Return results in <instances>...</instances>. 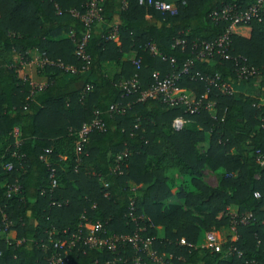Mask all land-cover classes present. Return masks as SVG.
I'll list each match as a JSON object with an SVG mask.
<instances>
[{
	"label": "trees",
	"instance_id": "trees-1",
	"mask_svg": "<svg viewBox=\"0 0 264 264\" xmlns=\"http://www.w3.org/2000/svg\"><path fill=\"white\" fill-rule=\"evenodd\" d=\"M171 1L174 15L138 0H102L83 47L87 70L78 71L86 0H0V226L9 222L0 231V264H45L50 241L84 223L114 235L141 228L138 235L151 238L150 248L169 264H264V20L231 27L227 55L237 63L214 52L199 59L192 45L212 42L227 27L210 13L242 0ZM32 51L46 60L38 89L19 78ZM240 59L261 72L240 83L255 94L223 95L208 85L215 75L236 83ZM186 63L175 86L200 102L196 112L139 100L153 74H178ZM105 65L118 70L110 74ZM132 80L135 90L125 94L120 84ZM96 118L104 130L89 132L76 154L77 132ZM204 170L214 186L204 182ZM231 226L236 239L226 235L219 252L202 247L205 233ZM122 256L118 264H135L129 246L116 255L76 245L66 264Z\"/></svg>",
	"mask_w": 264,
	"mask_h": 264
},
{
	"label": "built area",
	"instance_id": "built-area-1",
	"mask_svg": "<svg viewBox=\"0 0 264 264\" xmlns=\"http://www.w3.org/2000/svg\"><path fill=\"white\" fill-rule=\"evenodd\" d=\"M102 0H86V11L80 17L81 22L83 23L86 31L82 35L80 42L76 46V54L79 57L82 65H80L78 71H86L88 66V57L84 54L83 47L86 40L89 37L88 29L90 23L97 22L101 19L100 17V4ZM138 3L141 5L145 3L146 6H151L154 4L156 10L160 13H166L169 15H174L176 10L174 6L165 1H156L153 3L152 0H138ZM210 18L214 22L226 21L227 27L223 34L218 36L212 42H198L192 45L193 49L196 50L195 56L199 59H207L211 55V52H214L220 59L223 60H232L235 63L236 60L230 58L227 55L228 43H229V31L231 27L239 24H246L252 21L261 22L264 20V0H242V2L233 5H223L218 11H212L210 13ZM111 39L114 38L112 34ZM151 51H154L153 47H150ZM40 58V56H39ZM241 60V65L239 64L235 70L236 83H243L249 79H255L260 76L261 72L259 69L254 68L245 63L243 59ZM173 61L170 60V63ZM46 63L45 59H39L38 65L41 67ZM136 68H138L137 61L134 62ZM189 63L183 65V68L178 74L166 75L163 78H158L157 74L152 75L153 83L152 85L142 93L139 100L144 98H159L168 107H177L183 106L190 113L196 112L200 107V102L195 101L193 95L183 89H179L175 86V82L180 74H186ZM262 75L264 77V66H263ZM65 71L74 74L77 69L74 67H66ZM135 81L122 82L120 87L124 90L125 94H129L130 91L135 90ZM208 85L210 87L216 88L223 95L233 94V89L230 80L220 79L218 75H215L213 78L208 79ZM202 99L206 98V93L201 97ZM116 106L110 107V110L115 109ZM205 110L213 113V104L207 102L204 105ZM175 129V128H174ZM92 130L103 131L104 125L100 122L99 119H94L88 123L82 124L79 131L77 132V139L75 141V153L81 151V147L86 140V136ZM258 158H260L258 156ZM119 157H117V160ZM261 163V162H260ZM6 171L11 169V165L8 163L3 166ZM56 182L50 175V186L54 187ZM16 188L12 187L9 189L15 190ZM8 191V192H9ZM131 216V214H129ZM250 218V214H247L242 217L239 221L241 224H246V221ZM132 220H135L131 217ZM236 222L233 221V226ZM9 222L6 219L1 220V232H4ZM230 227L231 235L230 241L236 239L234 233V227ZM141 231V228H136V230L131 235H114L108 234L104 227L99 223L89 224L84 223L80 225L76 232L70 235L67 239H57L51 240L52 253L47 259L45 264H66L69 260V253L72 251L74 246H78L80 249H94V250H106L111 254L118 255L123 253L126 246H129L133 253L135 254V264H139L138 254H144L150 261L157 264H169L162 259V255H159L156 251L150 248L151 238H141L138 233ZM224 239L221 240L219 235L215 232H207L204 235L202 241V247L212 250L213 252H219L221 245L223 244ZM183 243V241H181ZM84 251V250H83ZM239 255V253H238ZM124 263L123 256L114 258L111 261L104 262L103 264H118ZM247 264H254L253 262H248Z\"/></svg>",
	"mask_w": 264,
	"mask_h": 264
},
{
	"label": "crops",
	"instance_id": "crops-1",
	"mask_svg": "<svg viewBox=\"0 0 264 264\" xmlns=\"http://www.w3.org/2000/svg\"><path fill=\"white\" fill-rule=\"evenodd\" d=\"M112 41L117 42V37L114 36V38H112ZM28 56H29V62L27 64H24V65L21 66L20 74H22V75H19V78H26L25 77L26 73L24 71L28 70V72H27L29 74L28 75V80L29 81L31 80L30 83L32 85L34 84L33 86L36 89H38V88L44 86L45 80H44V78L37 76V74H34V71L32 70V67L34 66V64L36 62H37V65H38V62H39L40 58H39V55L37 53H35L34 51L29 52ZM17 58H18L17 56L13 57V59H15V60ZM105 67H106L105 69L108 70V71L112 70L110 74H113V73L117 72V70H118V68H115V67L113 69H111L110 65H105ZM33 79L35 81H33ZM231 85H232L233 93H242L243 95H247L248 93L255 94V87L253 85L252 86L250 85V86L246 87L244 85H240V83H233V82H231ZM249 90L252 91V92H250ZM172 126L174 128L173 124H172Z\"/></svg>",
	"mask_w": 264,
	"mask_h": 264
},
{
	"label": "rangeland",
	"instance_id": "rangeland-1",
	"mask_svg": "<svg viewBox=\"0 0 264 264\" xmlns=\"http://www.w3.org/2000/svg\"><path fill=\"white\" fill-rule=\"evenodd\" d=\"M168 1H169V3L172 4V1L171 0H168ZM17 61H18V58H17ZM37 68H38V65H37V62H36L34 64V66L32 67V70L34 71V74H36ZM24 72L26 73L25 77L28 79V75H29L27 73L28 70H26ZM19 75H22V74L19 73ZM33 81H35V80L33 79ZM172 124L174 125V128L177 130V129H180L181 128L183 122L182 121L175 120V121L172 122ZM203 180L209 186H214L216 184L215 176L211 172H209L207 170H204L203 171ZM169 202H173V199L169 200ZM216 233L219 235V237H220L221 240H223V239L225 240V236L226 235H229V234L231 235V231L230 230H228L226 232L225 231H220V232H216Z\"/></svg>",
	"mask_w": 264,
	"mask_h": 264
}]
</instances>
